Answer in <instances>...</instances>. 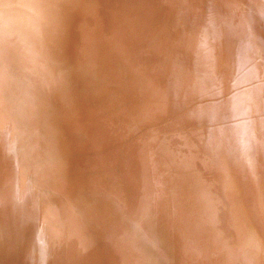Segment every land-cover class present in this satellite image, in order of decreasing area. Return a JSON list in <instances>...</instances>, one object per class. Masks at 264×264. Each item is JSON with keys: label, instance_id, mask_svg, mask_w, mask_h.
<instances>
[{"label": "bare ground", "instance_id": "obj_1", "mask_svg": "<svg viewBox=\"0 0 264 264\" xmlns=\"http://www.w3.org/2000/svg\"><path fill=\"white\" fill-rule=\"evenodd\" d=\"M16 2L5 20L0 0V264H260L264 0ZM124 60L140 86L128 101L112 89ZM188 95L199 108H182ZM167 114L178 133H137ZM83 168L92 179L77 198L71 176ZM183 187L175 211L193 207L200 251L170 221ZM206 192L220 208L232 193L235 210L212 220ZM231 242L230 262L218 251Z\"/></svg>", "mask_w": 264, "mask_h": 264}, {"label": "rangeland", "instance_id": "obj_2", "mask_svg": "<svg viewBox=\"0 0 264 264\" xmlns=\"http://www.w3.org/2000/svg\"><path fill=\"white\" fill-rule=\"evenodd\" d=\"M8 4H5L3 6V10L5 11L4 13V19L5 20H10L12 17H15L17 15V8H22V6H19L16 2V0H5ZM40 15H41V19H42V22L45 23L43 21V16H44V13L42 11V8L40 9ZM44 30V38L45 40H55L56 39V33L53 31V30H48L47 27H44L43 28ZM155 46H152V45H149V47L147 48L146 50V53L149 54V53H152L153 50H154ZM43 51L45 52L47 49L45 48H42ZM48 58H50L49 60H53L54 57H50V55L48 56ZM56 60V59H54ZM49 61V62H50ZM116 69L117 71L114 73L113 75V84H112V89L115 93H117L118 95H120L121 97L123 98H126V97H130V95H137L139 94V89H140V86H139V81H138V77H137V72H133L132 69L130 68L128 62L126 60L122 61V62H119L117 65H116ZM116 85H117V88H116ZM217 87V92L212 94V98L213 99H221L222 98V95L220 94V91H221V87L220 86H215ZM86 92H88L89 94H92L91 90L90 89H86ZM126 98V100L128 101L129 99ZM188 98L189 99H185V104L182 108L188 106V108H193L194 110H196L197 108H199L200 104L198 103V100L200 98H193L191 96L188 95ZM139 101L142 105L143 103V99H141V97L139 96ZM173 99V98H172ZM175 99H173L174 101ZM219 100L216 101V103L218 102ZM181 108V109H182ZM157 118V116H155ZM154 119V120H144L142 121L137 127H136V130H137V133L141 134L142 136H144L145 138H147V140L149 139H152L153 137H155V130L154 128H160V127H166L167 129V132H174V133H171V134H176L178 132L177 129H179L180 127L178 126L179 125V122H178V119L177 117L174 115V114H167L165 115L163 118H161L160 120L159 119ZM201 129H204L203 127L205 126H202V125H199ZM208 131V129H206ZM159 138V137H158ZM169 152V153H168ZM168 152H166V154L169 156V158H173L174 157L170 154L171 151L170 149L168 150ZM157 156L160 158L161 157V154ZM169 161V160H167ZM234 162H238V160H234ZM81 167H84V165H80ZM204 170H206L208 167L204 166ZM165 171V169H164ZM166 173V171H165ZM77 174H82L84 175L83 177L81 178H77ZM93 175V180L94 178H96L97 176V173L96 172H93L92 173ZM92 179V176L91 174L88 172L85 174V171H84V168L81 169V170H78L76 172H73V175L71 176V181H72V185L74 186L75 188V191L76 192V197L77 198H80V195L83 197V196H86L87 195V191H89V188H88V185H87V179ZM47 186L55 191H57V195H65L66 198L68 199V201L70 202V199H71V196L69 194H67L66 191H64L63 189L59 188V186H54V185H50L47 183ZM192 190L188 189L187 187H183L181 189V191L178 193L177 195V198L176 200L172 201L169 205V214L172 218V223H175V217H176V214L179 216V219H180V222L177 224L176 226V230L180 233V237L182 236V230H185V232L187 233V239L189 241V243L192 244L193 246V249L195 251H200L202 250V246H200L198 244V241L197 239H194L192 240V237H193V231L191 229V224H190V220H191V217H192V212H193V207H188V208H185L184 206H181L179 208H177V212L175 211V208L178 207L179 203L182 202V204H184L185 206L187 205V202L185 203L186 199L189 197L188 194L189 192H191ZM202 192V191H201ZM205 195V197L207 198L206 199H203V203L204 204H207L208 202V205H211V204H216L215 206H213L208 212L211 216V219L214 220V214H218L216 215V221L220 223L219 219L220 218L222 221H223V218L221 217L222 215H225V214H220V210L222 209L221 213L223 211H226V214L228 215L230 213V209H233V211L235 210V206H237L236 204V200L233 196L232 193H229L228 194V200L227 202H224V203H221L222 204V208H220V202L218 199H216L212 193H203ZM60 196V197H61ZM198 202H200L199 200H197ZM84 202L85 203H89L87 202L85 199H84ZM201 203V202H200ZM75 206V205H73ZM147 213L145 215H142V216H146ZM148 220V221H147ZM150 219H146L147 221V224L149 222ZM222 223V222H221ZM175 225V224H173ZM87 229L89 230V232H91V230L87 227ZM174 231V230H173ZM217 233V232H216ZM100 234V238L102 240V235L101 233ZM174 234V233H173ZM259 242H260V238L258 239ZM103 242V240H102ZM235 242H231L226 249L221 250V251H218V253L220 254H223V255H226V256H229L230 258V262L232 261V258L233 259H237L238 260V256H239V250L235 247ZM151 246L153 248H157V244L152 242ZM165 250H170V251H173L174 250V247L172 246H163ZM262 252H264V246H262ZM238 253V254H237ZM177 255H175L176 257ZM174 261V264H175V258L172 260ZM162 264H165L164 262ZM233 264H237V263H233ZM260 264H264V254H263V257L261 259V262Z\"/></svg>", "mask_w": 264, "mask_h": 264}]
</instances>
